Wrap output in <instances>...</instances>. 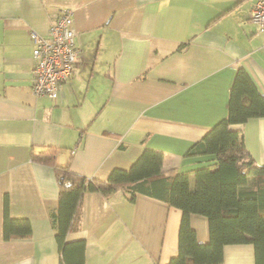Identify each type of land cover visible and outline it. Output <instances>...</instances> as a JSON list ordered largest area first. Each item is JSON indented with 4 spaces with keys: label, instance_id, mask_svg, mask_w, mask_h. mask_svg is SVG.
<instances>
[{
    "label": "crops",
    "instance_id": "obj_1",
    "mask_svg": "<svg viewBox=\"0 0 264 264\" xmlns=\"http://www.w3.org/2000/svg\"><path fill=\"white\" fill-rule=\"evenodd\" d=\"M255 2L0 0V264H60L51 218L58 181L31 153L56 146L59 163L100 178L129 169L146 147L162 152L164 170L204 164L188 151L227 115L239 66L264 94ZM65 8L75 12L78 60L56 99L37 96L33 33L47 35ZM233 128L264 165V117ZM6 196L11 216L30 219L31 236L4 238ZM181 218L180 208L144 193L131 200L125 190L89 191L67 233L68 252L82 245L83 264H167L178 252ZM190 223L208 242V218L192 213ZM218 264H256L254 245L226 244Z\"/></svg>",
    "mask_w": 264,
    "mask_h": 264
},
{
    "label": "trees",
    "instance_id": "obj_2",
    "mask_svg": "<svg viewBox=\"0 0 264 264\" xmlns=\"http://www.w3.org/2000/svg\"><path fill=\"white\" fill-rule=\"evenodd\" d=\"M252 117H264V94L239 66L230 88L227 115L188 151L205 160L194 170H164L162 152L147 147L129 169L114 168L106 178L88 177L72 170L69 162L59 163L56 146L31 153L33 160L54 168L58 181L57 207L51 218L60 264L84 263L83 246L69 254L66 240L78 222L84 194L97 191L108 197L119 190L129 192L131 200L144 193L182 210L178 252L167 264H218L224 259V246L233 243H252L256 264H264V165L258 164L246 147L243 131L233 128ZM192 213L208 218V242L198 240L190 223ZM3 235L6 240L32 235L29 218L10 215L8 196L4 199Z\"/></svg>",
    "mask_w": 264,
    "mask_h": 264
},
{
    "label": "built area",
    "instance_id": "obj_3",
    "mask_svg": "<svg viewBox=\"0 0 264 264\" xmlns=\"http://www.w3.org/2000/svg\"><path fill=\"white\" fill-rule=\"evenodd\" d=\"M74 10L61 9L50 22L48 34L33 33L32 91L56 99L62 83L68 81L78 60ZM250 21L264 32V0H256Z\"/></svg>",
    "mask_w": 264,
    "mask_h": 264
}]
</instances>
